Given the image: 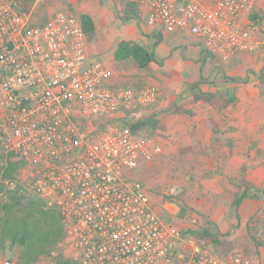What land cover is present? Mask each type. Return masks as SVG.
<instances>
[{
  "label": "built area",
  "instance_id": "2783aa9c",
  "mask_svg": "<svg viewBox=\"0 0 264 264\" xmlns=\"http://www.w3.org/2000/svg\"><path fill=\"white\" fill-rule=\"evenodd\" d=\"M119 1L222 62L258 45L249 19L257 0ZM86 39L69 12L33 24L30 12L0 0V150L23 164L5 188L36 196L61 217L64 238L51 258L64 247L77 264H259L218 255L155 213L134 172L161 148L133 136L122 117L147 112L159 90L112 87L109 68L88 58Z\"/></svg>",
  "mask_w": 264,
  "mask_h": 264
},
{
  "label": "rangeland",
  "instance_id": "374dc122",
  "mask_svg": "<svg viewBox=\"0 0 264 264\" xmlns=\"http://www.w3.org/2000/svg\"><path fill=\"white\" fill-rule=\"evenodd\" d=\"M10 1L30 12L33 24L60 11L92 19L95 31L86 37L88 58L109 68V84L154 85L159 90L148 113L127 116L157 117L156 128L141 135L161 152L134 172L156 214L181 231H205L210 237L199 240L219 255L236 252L264 264V84L258 77L264 71V0H257L258 18L252 22L256 49L225 62L187 34L161 33L137 8L138 18H133L128 3L119 0ZM158 34L161 41L154 47ZM122 40L154 49L155 62L141 70L132 60L116 61L113 53ZM195 93L210 94V102L195 101ZM244 189H249L248 198L230 209ZM6 193L0 195L1 202ZM211 240H218L214 248ZM64 250L60 247L56 253L67 258ZM17 255L16 250L0 260H17ZM52 261L41 257L35 264Z\"/></svg>",
  "mask_w": 264,
  "mask_h": 264
},
{
  "label": "trees",
  "instance_id": "16d2710c",
  "mask_svg": "<svg viewBox=\"0 0 264 264\" xmlns=\"http://www.w3.org/2000/svg\"><path fill=\"white\" fill-rule=\"evenodd\" d=\"M127 5L130 8L132 17L138 18L135 6L130 3ZM257 18L258 16L255 13L249 16L251 22H254ZM79 19L86 37H91L95 31L92 19L86 14H81ZM160 41L161 35L158 34L154 47ZM203 50L211 54L205 48ZM113 57L116 61L132 60L138 69L143 70L155 62V51L154 49L147 50L138 43L122 40L117 43ZM258 77L264 84V71H261ZM193 97L195 101H204L206 103H209L211 99L210 94L195 93ZM261 98L264 100V90L261 93ZM234 100L232 96L229 101L233 102ZM127 116L132 115H124L122 117L123 123L135 137H145L141 135V132H144L148 128H156L157 117L155 116L149 115L129 119H127ZM22 166L23 164L13 159L11 155L0 152V195L6 193L5 182L15 179ZM248 192L249 189L242 190L240 195L232 200L230 209L239 207L242 201L248 198ZM182 232L183 234H190L198 240L210 237L205 231L197 232L186 229ZM63 238V224L61 217L55 210L46 208L43 202L36 196L23 195L16 191L7 190L6 200L0 201V256L13 254L17 250V261L20 264H35L41 257H51V253L56 249V245ZM217 241L211 240L209 244L214 248ZM51 264L77 263L64 258L61 254H57L54 256Z\"/></svg>",
  "mask_w": 264,
  "mask_h": 264
},
{
  "label": "crops",
  "instance_id": "0c3cea01",
  "mask_svg": "<svg viewBox=\"0 0 264 264\" xmlns=\"http://www.w3.org/2000/svg\"><path fill=\"white\" fill-rule=\"evenodd\" d=\"M110 82V81H109ZM111 83V82H110ZM110 85H113V84H110ZM115 86V85H114ZM112 86V87H114ZM116 87V86H115ZM145 113H148V112H144L143 114H140V115H144ZM135 176V175H134ZM136 178V177H135ZM137 179V178H136ZM156 213V212H155Z\"/></svg>",
  "mask_w": 264,
  "mask_h": 264
}]
</instances>
